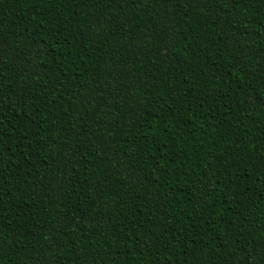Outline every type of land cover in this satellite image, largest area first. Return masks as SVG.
Here are the masks:
<instances>
[{
	"label": "trees",
	"instance_id": "trees-1",
	"mask_svg": "<svg viewBox=\"0 0 264 264\" xmlns=\"http://www.w3.org/2000/svg\"><path fill=\"white\" fill-rule=\"evenodd\" d=\"M0 264H264V0H0Z\"/></svg>",
	"mask_w": 264,
	"mask_h": 264
}]
</instances>
